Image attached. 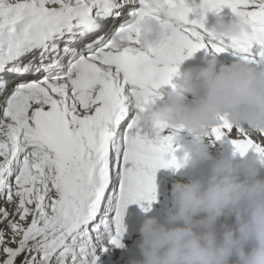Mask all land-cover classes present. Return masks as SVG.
<instances>
[{
    "label": "snow or ice",
    "instance_id": "obj_1",
    "mask_svg": "<svg viewBox=\"0 0 264 264\" xmlns=\"http://www.w3.org/2000/svg\"><path fill=\"white\" fill-rule=\"evenodd\" d=\"M152 3L0 0V200L13 206H0V264H97L108 246L123 247L127 206L148 211L157 170L187 159L174 154L183 129L152 118L158 89L175 90L179 65L201 49L264 62V0ZM224 8L247 30L212 34L207 13ZM144 15L164 39L117 45L114 34L138 32ZM251 132L262 140L222 116L207 137L264 164V129Z\"/></svg>",
    "mask_w": 264,
    "mask_h": 264
},
{
    "label": "clouds",
    "instance_id": "obj_2",
    "mask_svg": "<svg viewBox=\"0 0 264 264\" xmlns=\"http://www.w3.org/2000/svg\"><path fill=\"white\" fill-rule=\"evenodd\" d=\"M154 7L147 0L146 8ZM136 28V33L114 34V42L127 45L131 36L147 47L164 39V29L151 15L140 17ZM247 28L236 16L217 19L210 31L227 37ZM169 96L152 118L189 133L184 163L211 164L206 178L172 184L171 207L163 221L144 216L136 242L139 258L127 264H264V177L259 175L264 164L252 152L239 159L213 155L205 141L222 116L234 127L264 129V71L240 59L218 62L217 54L211 53L203 64L184 71Z\"/></svg>",
    "mask_w": 264,
    "mask_h": 264
},
{
    "label": "rangeland",
    "instance_id": "obj_3",
    "mask_svg": "<svg viewBox=\"0 0 264 264\" xmlns=\"http://www.w3.org/2000/svg\"><path fill=\"white\" fill-rule=\"evenodd\" d=\"M250 131V134H251V138L253 139V140H255V141H257V142H260L261 140H262V138L259 136V135H257L256 133H254V132H251V130H249ZM187 132V131H186ZM188 133V132H187ZM186 134V133H185ZM232 136H233V138H239V134L238 133H236V132H233L232 133ZM184 137H185V139H188V140H190L191 139V136H188V137H186L185 135H184ZM205 141L207 142V143H209V150H210V152H212L213 153V155H215L216 154V151H218L219 153H221V152H229L230 154H232V155H234L233 154V147H232V145H231V143L230 142H228L227 140H224V141H215V142H210L209 141V138L208 137H205ZM249 153H251V152H249ZM235 155H237V156H239L240 157V154L239 153H236ZM200 164H201V166H204L206 163H209V164H211V161L210 160H206V161H201V162H199ZM189 166H191V165H189ZM207 166V165H206ZM183 167L185 168L186 167V164L184 163L183 164ZM174 169V171H176V172H178L177 171V169L176 168H173ZM194 169H196V167H194ZM259 175L261 176V177H264V166H262L261 167V170H260V173H259ZM182 177H183V174L181 175ZM176 180H173V178L171 179V180H168V181H166L165 182V184H163L162 185V188L165 190V192H167V196H166V198H168L169 200H167L166 201V199H163V195L161 196L160 195V197L158 198V193H159V191H156V200L155 201H161V203L163 204V205H165V211H162L161 212V215L163 216V219H164V216H165V213L167 212V211H169L170 210V207H171V205H170V198H169V195H170V189H171V186H172V184L175 182ZM179 181H182V180H179ZM163 189H162V191H163ZM156 190H158V189H156ZM165 195V194H164ZM0 206H3V207H6V204H4V202L2 201V200H0ZM7 208H8V211H9V213H11L12 212V210H10V207L9 206H7ZM11 218V217H10ZM163 219H162V221H163ZM5 233H6V236L8 235V230L7 229H5ZM9 246H11V247H15V245L13 244V245H9ZM105 258V257H104ZM0 259H3V256L2 255H0ZM21 259H23V257H20L17 261H16V264H20V260ZM110 264V263H109Z\"/></svg>",
    "mask_w": 264,
    "mask_h": 264
},
{
    "label": "bare ground",
    "instance_id": "obj_4",
    "mask_svg": "<svg viewBox=\"0 0 264 264\" xmlns=\"http://www.w3.org/2000/svg\"><path fill=\"white\" fill-rule=\"evenodd\" d=\"M105 31H107V29H105ZM225 52H227V51H225ZM224 53V52H223ZM222 55V53H220V55L219 56H221ZM192 57H193V55H192ZM194 64L195 65H198L199 63L196 61V60H194ZM188 103H191V101H189ZM174 180H183V179H180V178H174ZM161 182V181H160ZM166 181H164L163 182V184L165 183ZM5 204V203H4ZM151 205L153 206V207H158V208H160V209H162V204L161 203H159V202H156V201H153L152 203H151ZM7 206H9L10 207V210H13V206L12 205H8V204H6V207ZM113 257V256H112ZM114 258V257H113ZM100 259H102V256H99V258H98V261H97V264H103V262H104V259L103 260H100Z\"/></svg>",
    "mask_w": 264,
    "mask_h": 264
}]
</instances>
